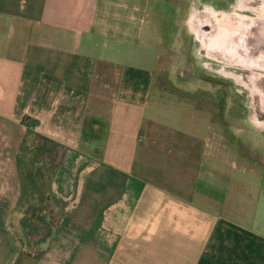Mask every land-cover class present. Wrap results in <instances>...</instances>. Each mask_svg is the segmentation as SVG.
I'll use <instances>...</instances> for the list:
<instances>
[{
	"label": "crops",
	"instance_id": "1",
	"mask_svg": "<svg viewBox=\"0 0 264 264\" xmlns=\"http://www.w3.org/2000/svg\"><path fill=\"white\" fill-rule=\"evenodd\" d=\"M119 9L0 0V264L23 255L25 217L55 218L36 264H264V173L217 146L193 83L156 88L151 64L172 60L152 49L169 42ZM29 131L62 147L34 210L20 204Z\"/></svg>",
	"mask_w": 264,
	"mask_h": 264
},
{
	"label": "rangeland",
	"instance_id": "2",
	"mask_svg": "<svg viewBox=\"0 0 264 264\" xmlns=\"http://www.w3.org/2000/svg\"><path fill=\"white\" fill-rule=\"evenodd\" d=\"M116 1L117 19L134 22L136 32L153 42L161 35L169 42L167 50L152 49L154 56L161 52L172 60L166 67L157 56L151 64L156 88L165 87L166 75L182 89L193 83L197 90L185 93L214 121L217 146L237 165L264 173V0ZM61 152L60 145L27 132L18 158L25 189L21 205L29 210L48 205L43 184ZM54 221L23 218L28 243L18 264H36V242L46 238Z\"/></svg>",
	"mask_w": 264,
	"mask_h": 264
},
{
	"label": "flooded vegetation",
	"instance_id": "3",
	"mask_svg": "<svg viewBox=\"0 0 264 264\" xmlns=\"http://www.w3.org/2000/svg\"><path fill=\"white\" fill-rule=\"evenodd\" d=\"M216 27H217L218 29H220V25H216Z\"/></svg>",
	"mask_w": 264,
	"mask_h": 264
}]
</instances>
